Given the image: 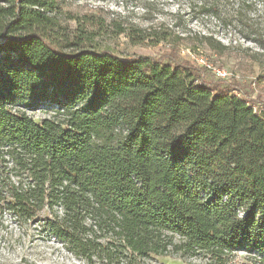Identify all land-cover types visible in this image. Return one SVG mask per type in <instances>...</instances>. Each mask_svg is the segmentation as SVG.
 <instances>
[{
  "label": "trees",
  "instance_id": "obj_1",
  "mask_svg": "<svg viewBox=\"0 0 264 264\" xmlns=\"http://www.w3.org/2000/svg\"><path fill=\"white\" fill-rule=\"evenodd\" d=\"M239 3L264 16V0ZM110 31L151 37L62 0H0L4 209L22 224L48 211L42 232L84 264H264V102L178 48L100 49Z\"/></svg>",
  "mask_w": 264,
  "mask_h": 264
},
{
  "label": "rangeland",
  "instance_id": "obj_2",
  "mask_svg": "<svg viewBox=\"0 0 264 264\" xmlns=\"http://www.w3.org/2000/svg\"><path fill=\"white\" fill-rule=\"evenodd\" d=\"M64 9L74 15L86 14L100 17L108 23L137 28L150 34L143 43H135L127 34H105L98 43L100 49L109 50L121 58L150 56L161 58L178 48L181 56L198 64L204 59L213 70H222L241 88L264 102V54L255 42L257 32L264 29V16L257 19L253 13L239 10L242 0H218V5L205 0H62ZM217 12V13H216ZM261 24V26H260ZM74 26V23H71ZM160 31L169 36L158 43ZM202 37L212 39L216 50ZM212 69H205L208 80L217 78ZM259 113L260 109L256 108ZM47 116L40 111L36 122ZM49 212L27 224H19L7 216L4 218V252L8 254L4 264H84L72 256L62 243L42 232L43 220ZM247 254L238 253L235 264H248ZM197 262V261H194ZM144 264H186L170 257L150 260Z\"/></svg>",
  "mask_w": 264,
  "mask_h": 264
},
{
  "label": "built area",
  "instance_id": "obj_3",
  "mask_svg": "<svg viewBox=\"0 0 264 264\" xmlns=\"http://www.w3.org/2000/svg\"><path fill=\"white\" fill-rule=\"evenodd\" d=\"M198 64L205 67L206 69H212L204 59L200 58L196 60ZM213 70V69H212ZM218 78L229 79V74L222 70H213ZM10 216L13 218L17 224H19V219L12 212L4 209V201L0 202V264H4L5 259L8 254L4 252V218Z\"/></svg>",
  "mask_w": 264,
  "mask_h": 264
}]
</instances>
